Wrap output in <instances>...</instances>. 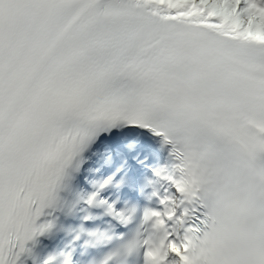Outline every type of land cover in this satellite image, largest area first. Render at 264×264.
Instances as JSON below:
<instances>
[{"label":"snow or ice","instance_id":"6c2138e0","mask_svg":"<svg viewBox=\"0 0 264 264\" xmlns=\"http://www.w3.org/2000/svg\"><path fill=\"white\" fill-rule=\"evenodd\" d=\"M29 260L264 264V0H0V264Z\"/></svg>","mask_w":264,"mask_h":264}]
</instances>
